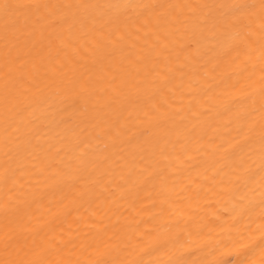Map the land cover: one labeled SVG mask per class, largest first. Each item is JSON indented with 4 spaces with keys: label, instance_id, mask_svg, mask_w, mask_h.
Returning <instances> with one entry per match:
<instances>
[{
    "label": "bare ground",
    "instance_id": "6f19581e",
    "mask_svg": "<svg viewBox=\"0 0 264 264\" xmlns=\"http://www.w3.org/2000/svg\"><path fill=\"white\" fill-rule=\"evenodd\" d=\"M0 264H264V0H0Z\"/></svg>",
    "mask_w": 264,
    "mask_h": 264
}]
</instances>
